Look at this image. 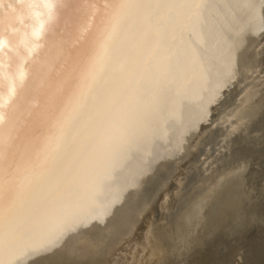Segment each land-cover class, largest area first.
I'll return each instance as SVG.
<instances>
[{"label":"bare ground","instance_id":"6f19581e","mask_svg":"<svg viewBox=\"0 0 264 264\" xmlns=\"http://www.w3.org/2000/svg\"><path fill=\"white\" fill-rule=\"evenodd\" d=\"M263 31L264 0H3L0 264H165L152 225L115 251Z\"/></svg>","mask_w":264,"mask_h":264},{"label":"rangeland","instance_id":"374dc122","mask_svg":"<svg viewBox=\"0 0 264 264\" xmlns=\"http://www.w3.org/2000/svg\"><path fill=\"white\" fill-rule=\"evenodd\" d=\"M240 66L212 113L217 121L144 186L140 196L150 205L115 257L129 256L152 225L154 233L163 231L165 264H264V31L247 40ZM248 91L252 99L241 107Z\"/></svg>","mask_w":264,"mask_h":264},{"label":"snow or ice","instance_id":"6c2138e0","mask_svg":"<svg viewBox=\"0 0 264 264\" xmlns=\"http://www.w3.org/2000/svg\"><path fill=\"white\" fill-rule=\"evenodd\" d=\"M19 2H23V0H19ZM32 2L34 3L35 0H32ZM3 3V0H0V4ZM2 240H3V233H2V230H0V243H2Z\"/></svg>","mask_w":264,"mask_h":264}]
</instances>
